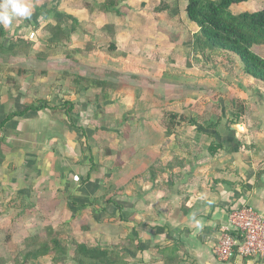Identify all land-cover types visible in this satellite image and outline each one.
<instances>
[{"label":"crops","instance_id":"0c3cea01","mask_svg":"<svg viewBox=\"0 0 264 264\" xmlns=\"http://www.w3.org/2000/svg\"><path fill=\"white\" fill-rule=\"evenodd\" d=\"M24 3L31 15L3 26L31 50L0 53V124L21 113L0 128V211L61 215L93 246L129 239V264H264L213 253L231 209L264 213V84L234 55L237 77L177 46L198 30L185 0L166 17L156 0H123L122 15L88 0ZM57 20L71 30L61 47L40 33ZM159 162L172 168L144 179ZM72 253L65 246L54 264H73Z\"/></svg>","mask_w":264,"mask_h":264},{"label":"trees","instance_id":"16d2710c","mask_svg":"<svg viewBox=\"0 0 264 264\" xmlns=\"http://www.w3.org/2000/svg\"><path fill=\"white\" fill-rule=\"evenodd\" d=\"M123 0H105L100 5L103 12H113L116 15H122L128 12L129 8L120 5ZM155 9L156 12H164L169 10L170 4L176 7L173 12L177 13V1L169 0ZM185 13L187 18L194 23L198 30L193 35L192 48L194 52L206 56L209 52L210 56L223 53L225 59H220V65L229 73L236 66L235 61L230 58L234 55L243 66L246 75L264 84V57L259 55L256 47H264V6L255 11H245L233 13L232 7L238 4L247 3L251 0H185ZM73 29V27L71 28ZM50 37L49 45L56 47L65 46L69 37V31L63 21L57 20L54 25H47ZM255 47V48H254ZM31 50L30 44L21 38L9 39L5 36V30L0 25V53H10L17 55L19 53H28ZM65 115L70 126L74 127L70 111L71 103L64 104ZM29 110H39L41 107L30 105ZM54 110H57L54 108ZM14 116H21V113L8 114L5 121L7 122ZM0 124V128L5 123ZM216 146L208 147V151L212 154L216 150ZM176 158L175 165L183 167L182 161ZM172 162V161H171ZM170 162V163H171ZM161 164L160 162L151 168L142 177L144 179L154 180L157 175V169L161 174L166 173L172 168L171 164ZM157 177V176H156ZM73 248L72 257L73 264H129L127 261V251L136 252L137 248L132 247V241L126 239L124 243L93 246L89 242L74 239L70 245ZM48 254H54L53 261H56L65 255V247L58 237H50L43 243H36L32 248L23 251V261L21 264H27L29 261L37 260Z\"/></svg>","mask_w":264,"mask_h":264},{"label":"rangeland","instance_id":"374dc122","mask_svg":"<svg viewBox=\"0 0 264 264\" xmlns=\"http://www.w3.org/2000/svg\"><path fill=\"white\" fill-rule=\"evenodd\" d=\"M156 1L160 2L159 6H162L166 3L171 2L168 0H156ZM181 1L183 3V0ZM88 2L89 4H92L97 9H100V5L103 3V2L101 3L97 2V0H88ZM78 3H81V2L78 1ZM263 6H264V0H251L247 3H242V4L233 6L232 11L233 13H239V12H245V11H255V10L261 9ZM170 7H171L170 10L163 12V15L165 17L169 15L170 12L171 13L173 12L172 8L174 7V5L170 4ZM184 17H186L185 13H184ZM176 18L180 20L178 16ZM186 22H183V23H186ZM46 29H47V26L43 28L44 31H40L42 36L43 35L46 36L47 35L46 32L49 33V31ZM174 30L175 29H173V31ZM191 38L193 39V37L180 38L178 40L177 46L181 44L183 46L192 47L193 40ZM39 39H42V38L39 37ZM44 39L41 40V43H43ZM255 51L259 55L264 57V47H256ZM215 56L217 57L215 58L216 60L225 59L224 58L225 55L223 53H219L218 55H215ZM204 64H207V65L209 64L207 68H213L212 66L213 64H210L206 61L204 62ZM214 66L216 65L214 64ZM235 68L236 66L234 67V70L228 74L229 76L235 75L237 77V75L234 72ZM64 102L62 103V106L63 104L68 103L67 101L65 103ZM135 105H136V102L133 103L134 107H136ZM98 106H100V103H97V105H95L94 107L96 108ZM203 106H204L203 104L195 105V107L200 110L203 109ZM181 107L183 110L186 108H190V109L193 108L191 106L187 107V106H184L183 104L182 105L177 104L176 109L182 110ZM162 108L164 109V111H169L168 109L167 110L165 109L166 108L165 106H163ZM167 120H168V117L166 118V121ZM82 135H84V133ZM81 147H82L83 152L87 151V147H84V141H81ZM17 200L15 199L14 206H18ZM9 207L13 208L12 206H9ZM6 209H9V208H6ZM20 209L21 208L18 207L17 210H14L12 212L11 211H8V212L0 211V264H21L24 259L23 251H25L29 247L32 248L38 242L39 243L45 242L50 237H58V239H60L61 242L63 243L65 241V244H63L64 247L66 246L68 251H71V252L73 251V248L70 245H71V242H73L74 239L76 238L72 233L71 227H68V224L67 223L65 224V222H63L61 215L60 217L54 215L53 218L51 217L49 218L46 216L42 217L41 215L36 216V215L29 214L28 212L23 213V211ZM58 221L60 222L58 223ZM51 223L54 225H52ZM45 224L47 225L51 224L50 227H53V229L52 228L48 229L49 226H46ZM33 225L36 227H34ZM53 256L54 254H48L44 257H40L38 261L36 260L29 261L27 264H54V261L52 258ZM68 263H71V261L70 262L68 261Z\"/></svg>","mask_w":264,"mask_h":264},{"label":"built area","instance_id":"2783aa9c","mask_svg":"<svg viewBox=\"0 0 264 264\" xmlns=\"http://www.w3.org/2000/svg\"><path fill=\"white\" fill-rule=\"evenodd\" d=\"M213 253L221 262H264V213L250 206L231 209L220 227Z\"/></svg>","mask_w":264,"mask_h":264},{"label":"clouds","instance_id":"9594fccd","mask_svg":"<svg viewBox=\"0 0 264 264\" xmlns=\"http://www.w3.org/2000/svg\"><path fill=\"white\" fill-rule=\"evenodd\" d=\"M31 8L24 0H0V25L8 27L16 17H29Z\"/></svg>","mask_w":264,"mask_h":264}]
</instances>
